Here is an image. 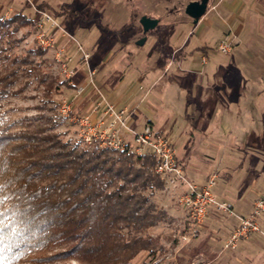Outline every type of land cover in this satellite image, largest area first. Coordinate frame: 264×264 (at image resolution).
I'll return each mask as SVG.
<instances>
[{
    "label": "rangeland",
    "instance_id": "rangeland-1",
    "mask_svg": "<svg viewBox=\"0 0 264 264\" xmlns=\"http://www.w3.org/2000/svg\"><path fill=\"white\" fill-rule=\"evenodd\" d=\"M174 1L0 0V15L7 17L5 20L20 10L34 19L17 31L14 22L1 31L2 45L12 56H28L29 62L21 71L35 67L30 74L21 72L18 85L27 84L20 93L0 100V114L6 123L19 126L25 117L54 115L50 107L56 106L58 117L65 119L56 130L64 140L74 141L80 139L81 132L75 117L89 111L99 93L108 97L112 85L121 82L117 93L121 94L128 84H135L139 98L137 108L128 105L133 113L131 125L141 128L137 122L147 124L150 120L155 129L169 135L178 152L182 148L190 152L200 172L193 178L196 184L206 185L211 174L217 173L210 190L233 211L229 214L210 206L206 220L196 226L198 235L186 242L182 236L190 234L194 226L178 202L182 184L165 178L164 189L152 197L159 220L144 231L153 239L157 253L140 258H152L151 264H264L262 233L238 238L233 248L224 247L240 217L250 216L254 200L264 195V0H211L198 23L183 12L188 0H182L180 11H172ZM226 2L232 4V11ZM39 11L56 22L54 27L51 22L44 24V32L53 38L46 49L39 45L35 24ZM142 15L159 22L139 45L135 40L142 32ZM239 32L230 53L218 50L221 40ZM78 46L89 53V64L96 69L97 87L88 84L83 91L78 89L90 76ZM177 47L181 48L178 54L168 56ZM37 48L43 53H37ZM61 48L64 52L59 60ZM157 50L173 64L169 70H163L162 62H152ZM64 54L72 57L70 66L76 72L70 79L63 71ZM188 70L192 73L189 77ZM56 76L66 82L47 96V81ZM63 99L72 101V119L58 110ZM234 111L237 117H233ZM217 128L221 133L235 129L232 138H238L236 150L207 149L208 132ZM258 223L264 232V212L258 215ZM20 242L16 236L0 246L5 264H77L74 259L42 263L33 259L34 254L19 258L15 247Z\"/></svg>",
    "mask_w": 264,
    "mask_h": 264
},
{
    "label": "trees",
    "instance_id": "trees-1",
    "mask_svg": "<svg viewBox=\"0 0 264 264\" xmlns=\"http://www.w3.org/2000/svg\"><path fill=\"white\" fill-rule=\"evenodd\" d=\"M6 18L0 15V100L20 93L27 84L18 85L21 72L30 74L35 68L21 71L29 58L12 56L2 45L1 31L13 22L17 31L34 19L22 10ZM65 82L51 77L46 95ZM56 108L50 107L54 115L25 117L19 126L6 123L0 114L4 241L17 236V256L34 254L42 263L74 259L77 264H151L152 258H140L157 253L144 231L159 220L152 197L166 185L154 171L155 155L64 140L56 129L65 119L58 117ZM55 248L60 249L48 253Z\"/></svg>",
    "mask_w": 264,
    "mask_h": 264
},
{
    "label": "built area",
    "instance_id": "built-area-1",
    "mask_svg": "<svg viewBox=\"0 0 264 264\" xmlns=\"http://www.w3.org/2000/svg\"><path fill=\"white\" fill-rule=\"evenodd\" d=\"M38 13L40 14L35 19V24L38 30V40L41 43L39 45L46 49L51 45L53 38L44 32V24L51 22V26L54 27L56 22L48 13L43 11ZM234 39H236V35L221 40L218 43V50L224 54L230 53L234 46ZM78 49L82 52V61L87 65L90 76L87 84L79 87L78 91H83L88 84L97 87L94 82L96 69L89 64V53L83 51L81 46H78ZM63 52L62 48L59 49L58 58ZM71 61L72 57L65 55L62 62L63 71L69 79L76 74L74 67L70 66ZM72 109V101L68 99H63L59 103L58 110L65 117H71L69 115L72 114ZM132 121L130 108L119 106L100 93L97 103L89 111L79 113L78 117H75V122L81 127L80 139L85 146L89 148L111 147L119 151L130 149L139 156L153 154L156 157L154 171L171 182L177 181L182 184V193L178 197V202L187 211L190 222L194 226L190 227V234L182 236L186 242L198 235L196 226L204 222L210 206L216 211L233 214L232 208L227 203L218 201L210 190V185L216 178L215 174L209 178L206 185L201 186L192 182L185 176L169 137L149 123L141 128H135L131 125ZM262 212H264V195L254 201L253 213L250 216L240 217L239 224L234 228L224 247H235L236 241L240 237L249 238L255 233L264 235L258 223V215Z\"/></svg>",
    "mask_w": 264,
    "mask_h": 264
},
{
    "label": "crops",
    "instance_id": "crops-1",
    "mask_svg": "<svg viewBox=\"0 0 264 264\" xmlns=\"http://www.w3.org/2000/svg\"><path fill=\"white\" fill-rule=\"evenodd\" d=\"M226 4H227V7L230 9V11H232L233 10V6H232V4H230L229 2H226ZM235 6H237V3L235 4ZM232 15H236V11H234V13L232 12ZM240 17V16H239ZM241 18V21H243L244 20V18L243 17H240ZM201 20V19H200ZM200 20L198 21V22H200ZM202 21H204V19H202ZM236 35V38L238 39L239 37H240V32L238 33V34H235ZM179 50H181V48L180 47H177V48H173L172 50H171V52L168 54V56H172L173 57V55H177L178 54V52H179ZM152 62L155 64V63H157V62H162V65H163V70L165 71V70H167L168 68L170 69V67L173 65V64H171V61L170 60H167V59H164V57H163V54L161 53V51H159V50H157V51H155V56L152 58ZM181 63V62H180ZM170 64H171V66H170ZM97 65V64H96ZM168 69V70H169ZM187 72V77H189L190 76V74L192 75V73H191V71H186ZM100 83H98V86H100L99 85ZM121 85V82L120 83H117V84H115V85H112V92H110V95L108 96V97H106L108 100H110V101H113V102H117V104L120 106V104L122 103V102H124L125 103V105L124 106H127L128 107V105H134L133 107H135V108H137V105H138V98H139V96H138V92H137V87L135 86V84H128L126 87H125V90H124V92H122L121 94L119 93V94H117L118 93V88H119V86ZM142 85H140V89H142ZM139 89V90H140ZM145 96V95H144ZM144 96L143 97H141V99H140V101H142L143 99H144ZM133 114V113H132ZM237 111H234L233 112V117H237ZM222 116V115H221ZM138 117V116H137ZM222 117H226V116H222ZM136 119V118H135ZM134 122V121H133ZM147 123H150L151 125H153V123L150 121V120H148V122ZM137 125L136 126H138L139 127V125H141V127L143 126V124L144 123H141V122H137L136 123ZM135 125V124H134ZM145 125V124H144ZM154 126V125H153ZM221 129H213L212 131H210V132H208L209 134H208V144H207V149L208 150H210V151H214V150H219V149H221V148H225V149H228V150H231V151H234V150H236L235 149V145L238 143V142H236V141H238V138L236 137V138H232L233 137V134H234V128L230 131V130H228V132H226V131H223L222 133H221V131H220ZM221 134H223L224 135V138L221 136ZM167 136L169 137V135L167 134ZM170 139V138H169ZM190 140H192V139H190ZM170 141H171V143H172V145H173V147H174V144H173V142H172V140L170 139ZM235 141V142H234ZM193 144L191 143V146H192ZM193 147V146H192ZM174 149H175V151H176V156H177V159H178V161H179V163H180V165H181V167H182V169H183V172H184V174H185V176L189 179V180H191L192 182H194L195 183V178H196V176H197V174H199L200 172H199V170H198V168L194 165V163L191 161V156H190V152H188L186 149H184V148H182L181 149V152H178L177 150H176V148L174 147ZM190 149V148H189ZM209 158H213L214 159V157H211V155H207ZM213 174H215V175H217V173H215V172H213L212 174H211V176L213 175ZM210 176V177H211ZM209 177V178H210ZM194 178V179H193ZM214 194V193H213ZM215 195V194H214ZM255 201V200H254ZM224 202V201H223ZM254 203V202H253ZM208 214H209V211H208V213H207V215H206V217L208 216ZM205 220H206V218H205ZM204 220V221H205Z\"/></svg>",
    "mask_w": 264,
    "mask_h": 264
},
{
    "label": "water",
    "instance_id": "water-1",
    "mask_svg": "<svg viewBox=\"0 0 264 264\" xmlns=\"http://www.w3.org/2000/svg\"><path fill=\"white\" fill-rule=\"evenodd\" d=\"M209 0H201V1H190L185 7V13L193 18L194 23H198V21L202 18V16L206 13L208 8ZM159 22L158 18L150 17L147 15H142L140 18V23L143 27V32H148L152 30ZM146 40V37H141L136 41L137 44L141 45Z\"/></svg>",
    "mask_w": 264,
    "mask_h": 264
},
{
    "label": "flooded vegetation",
    "instance_id": "flooded-vegetation-1",
    "mask_svg": "<svg viewBox=\"0 0 264 264\" xmlns=\"http://www.w3.org/2000/svg\"><path fill=\"white\" fill-rule=\"evenodd\" d=\"M190 1H201V0H188L186 3H185V5H184V8H183V12H185V7H186V5L190 2ZM210 1L211 0H209L208 1V5H209V3H210ZM183 2H182V0H175L174 1V5H173V7H172V11H180V7H181V5H183L182 4ZM171 11V12H172ZM190 17V16H189ZM191 18V17H190ZM192 20H193V18H191ZM140 22V21H139ZM140 27H141V34L138 36V38L135 40V41H137L138 39H140L141 37H144V36H146L147 35V33L149 32H143V27H142V25H141V23H140Z\"/></svg>",
    "mask_w": 264,
    "mask_h": 264
},
{
    "label": "snow or ice",
    "instance_id": "snow-or-ice-1",
    "mask_svg": "<svg viewBox=\"0 0 264 264\" xmlns=\"http://www.w3.org/2000/svg\"><path fill=\"white\" fill-rule=\"evenodd\" d=\"M3 189V186L0 185V190ZM4 212L0 211V216H3ZM5 243L4 239H3V235H2V230H0V246H2ZM5 256L2 254V252H0V264H5Z\"/></svg>",
    "mask_w": 264,
    "mask_h": 264
}]
</instances>
